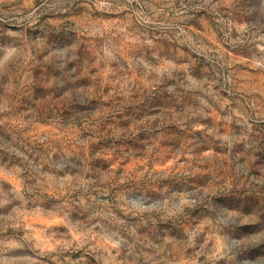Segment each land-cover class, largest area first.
Wrapping results in <instances>:
<instances>
[{
    "label": "rangeland",
    "instance_id": "rangeland-1",
    "mask_svg": "<svg viewBox=\"0 0 264 264\" xmlns=\"http://www.w3.org/2000/svg\"><path fill=\"white\" fill-rule=\"evenodd\" d=\"M0 264H264V0H0Z\"/></svg>",
    "mask_w": 264,
    "mask_h": 264
}]
</instances>
